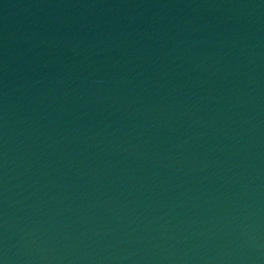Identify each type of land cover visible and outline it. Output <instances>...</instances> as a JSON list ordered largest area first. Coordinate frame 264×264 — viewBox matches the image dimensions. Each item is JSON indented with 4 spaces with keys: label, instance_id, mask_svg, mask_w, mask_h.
Here are the masks:
<instances>
[{
    "label": "water",
    "instance_id": "obj_1",
    "mask_svg": "<svg viewBox=\"0 0 264 264\" xmlns=\"http://www.w3.org/2000/svg\"><path fill=\"white\" fill-rule=\"evenodd\" d=\"M0 264H264V0H0Z\"/></svg>",
    "mask_w": 264,
    "mask_h": 264
}]
</instances>
